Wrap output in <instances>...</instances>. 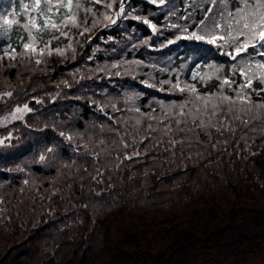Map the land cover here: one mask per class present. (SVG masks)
<instances>
[{
	"label": "trees",
	"instance_id": "obj_1",
	"mask_svg": "<svg viewBox=\"0 0 264 264\" xmlns=\"http://www.w3.org/2000/svg\"><path fill=\"white\" fill-rule=\"evenodd\" d=\"M34 3L0 0V264H264V50L169 44L233 0Z\"/></svg>",
	"mask_w": 264,
	"mask_h": 264
},
{
	"label": "snow or ice",
	"instance_id": "obj_2",
	"mask_svg": "<svg viewBox=\"0 0 264 264\" xmlns=\"http://www.w3.org/2000/svg\"><path fill=\"white\" fill-rule=\"evenodd\" d=\"M70 2V0H69ZM151 2L155 3V0H151ZM164 0H160L162 4ZM213 5L224 4L225 0H210ZM234 6L236 7L235 12L228 11L225 14L224 9H219L217 7L207 8L206 14L204 18L200 21L199 26L201 27V32L196 33L192 32L186 36H177L175 40H170L169 44H174L180 39H187L193 42H206L209 45H215L218 49H224V54L229 55L233 61H237L238 57H242L243 55L248 54L249 48L253 51H257L258 49L264 50V0H256V3L253 5L249 3V0H243V7L240 6L236 0H233ZM25 11L29 8H35L37 11L36 17H30V20L33 24H37L38 18H43L39 21L37 26L39 28L46 29L49 23H52L51 17H49L48 13L51 11L50 0H43V5L41 6V0H35L34 4H25ZM66 7L63 3L59 4L56 10V13L59 15H64L60 12V9ZM79 7V5H77ZM107 7H111V5H107ZM122 12H124L123 3L120 5V12L117 13L119 16ZM18 13H12L11 16H15ZM9 14H0V29L10 28L12 25L16 24L17 21L15 19H10ZM147 22V21H145ZM114 23V21H113ZM27 27V25H26ZM52 29L55 31H60L57 24L52 23ZM219 30V31H218ZM181 31L186 32L187 29H182ZM24 47L27 49L29 45L27 43L24 44ZM231 49L232 51H229ZM234 52V54H233ZM259 54L264 56V51H260ZM39 63V61H37ZM196 65V62H193V66ZM264 67V65H260ZM214 71H219L215 66H210ZM236 69H240V74L245 76L246 85L250 87L251 80L248 77L247 66L241 68V64L238 62L234 65L233 71ZM224 84H229L228 80H224ZM180 91H184V89H180ZM192 91H195L193 88ZM11 95V93H8ZM238 96L243 98L244 93H238ZM197 99H204V108L206 109L209 104H211V100L206 98L197 97ZM234 103L233 101H229V97L222 96L220 102ZM213 112L215 115L216 105H212ZM29 111L27 106L23 109H17V113H24ZM17 115H13L12 119H18ZM63 135V133H61ZM12 136L9 134L8 137L0 139V149L4 147H11ZM215 147V145H213ZM49 151H53V149H49ZM9 153H4L0 151V155L6 156ZM44 157L41 156V159ZM130 158V157H128Z\"/></svg>",
	"mask_w": 264,
	"mask_h": 264
},
{
	"label": "rangeland",
	"instance_id": "obj_3",
	"mask_svg": "<svg viewBox=\"0 0 264 264\" xmlns=\"http://www.w3.org/2000/svg\"><path fill=\"white\" fill-rule=\"evenodd\" d=\"M25 106H27V104H25V103L17 104L11 110L1 114L0 115V125H4V124L10 122L11 120H13L12 119L13 115H17L19 118L22 117L25 112L24 113H17L16 110L18 108L19 109H23ZM27 108H28V106H27ZM2 138H5V136L4 135H0V139H2ZM200 257L201 256L196 258L191 264H200L201 263Z\"/></svg>",
	"mask_w": 264,
	"mask_h": 264
}]
</instances>
